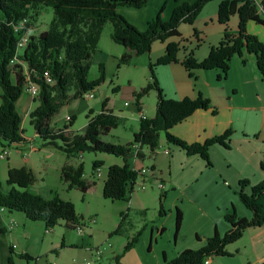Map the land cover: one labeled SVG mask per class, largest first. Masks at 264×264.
<instances>
[{
  "label": "trees",
  "instance_id": "obj_1",
  "mask_svg": "<svg viewBox=\"0 0 264 264\" xmlns=\"http://www.w3.org/2000/svg\"><path fill=\"white\" fill-rule=\"evenodd\" d=\"M149 0H0V87L2 90L0 103V148H13L20 145H31L32 140L26 136V129L22 125V115L16 107L17 101L30 83L38 86L39 93L35 96L38 105L30 113V123L41 137L45 146H55L68 157H75L82 152H100L122 157V165L112 164L108 168L107 179L104 181L102 196L114 201H130L135 187L142 183H152L160 180L155 173L154 166L151 173L141 172V168L131 165L132 159H147L155 156L160 138L165 134L169 143L186 150L190 155H199L211 164L209 151L211 147L220 143L230 147V137L233 130L228 129L203 143H189L175 136L172 127L184 120L198 109L213 108L212 101L199 94L197 97H185L181 100L168 97L160 84L156 69L160 65L180 61L194 78L196 70H219L218 79L229 76L231 62L244 52L253 54L256 65L264 79V43L257 36L249 33L247 24L253 20L264 26V0H222L218 5L217 20L225 26L220 42L210 46L208 54L199 59L194 50H187L183 42L169 40L171 37L182 36L181 25L194 24L204 6L214 0L184 1L174 7L169 20L162 17L163 8L147 22V29L141 31L128 21L118 7L128 6L142 8ZM51 8L53 18L47 28L38 33L31 31L36 25L43 9ZM238 15L237 30L229 27L230 18ZM108 22H112V39L125 47L119 59L118 69L124 64H130L132 59L144 53H150L156 41L166 43L164 54L149 63L150 82L134 93L139 108L142 97L151 90L157 93L156 115L153 118L142 116L139 128L133 134V141L127 144L102 139L117 128L123 118L108 108L109 98L102 104L97 113L90 109L87 115V125L84 132L71 130L74 117L62 128L51 125L55 117L66 104L84 98V93L95 90L105 81V66L100 64L99 76L89 78L91 58L100 42L102 30ZM18 30V31H16ZM198 30L194 36L198 37ZM28 34L29 40L23 49H18V42ZM183 52L182 58L179 55ZM14 62H13V61ZM245 63L246 60L243 59ZM50 79V80H49ZM115 91V88L113 89ZM140 109V108H139ZM146 149H149L148 152ZM100 160H96L92 167L101 168ZM264 171V160L261 163ZM36 172L28 167H12L8 169L7 184L10 189H3L0 183V207L9 212L23 213L31 221L42 222L47 231L54 229L62 221L68 229H75L83 224V228L90 230L84 215H78L75 204L62 198L53 191L50 198L30 191L38 178ZM61 180L69 190L79 189L87 193L92 183L84 176L82 163L76 166L66 163L62 167ZM162 182V181H161ZM238 194L243 204L252 211V217L238 216L234 210L225 215L231 227L224 235L215 231L208 238L205 246L199 249L181 251L175 258L167 259L163 253V264H205L208 258L230 255L227 246L237 242L246 229L258 228L264 225V179L257 184H251L249 179H243L237 185ZM167 192L159 197L160 215H165L164 199ZM129 209V207H128ZM128 211V210H127ZM127 212H121V222L114 231L121 234ZM183 224V215L179 208L176 210L175 237ZM5 228H0V232ZM85 232L81 235H85ZM138 236L132 237L123 248L121 254H115L113 264H122L121 258L131 251ZM62 245L64 244L62 240ZM91 249L89 257L91 264L103 257L95 256L96 249ZM22 259H34L28 253L17 254ZM9 264H15L12 255ZM106 264H112L111 262Z\"/></svg>",
  "mask_w": 264,
  "mask_h": 264
},
{
  "label": "crops",
  "instance_id": "obj_2",
  "mask_svg": "<svg viewBox=\"0 0 264 264\" xmlns=\"http://www.w3.org/2000/svg\"><path fill=\"white\" fill-rule=\"evenodd\" d=\"M249 24H247V29L251 32ZM222 27L223 31L220 30L221 34L224 32V26ZM237 27L238 21L237 26L231 29L237 30ZM221 34L214 40L215 42L221 40ZM211 45L213 46V44ZM209 49L208 47V52ZM151 50L149 60H147L148 66L150 62L164 54L163 49L158 45ZM203 54L205 57L207 51L206 53L203 52ZM196 57L199 59L204 58L199 55H196ZM238 57L241 58L240 56ZM179 58L182 57L179 55ZM238 60L237 58L235 62V58H233L234 67L239 70L240 67L237 66ZM255 62L256 60L253 62L254 66L251 63L248 66H244L240 77L241 80L238 81L236 78L231 81V85L222 84L225 79L217 78L219 70H196L193 78L180 61L171 62L164 66L160 65L156 69V76L168 97L181 100L185 97L195 98L202 94L213 103V108L207 110L198 109L186 120L177 125L175 124L171 132L176 137L191 144L203 143L214 136L222 135L228 129L233 130L232 137H230V147H224L220 143H216L211 147L209 151L211 164H208L199 155L186 153V150L169 143L166 138H160L158 148L161 150L155 151V156L152 158L153 161L151 158L135 159L131 163L137 168L153 164L155 173H158L160 181L165 182L169 190L165 197L164 207L166 208L165 204L170 202L171 208H174L168 210L164 215L168 217L167 222L160 223L157 219L155 220L156 224L151 229V241L154 240V228L157 230L156 237H158V240L159 235L167 229L166 226L168 224L171 225V230L174 228L177 208L180 209L183 215L181 229L177 237H175V234L173 235L174 243L172 242L173 237L169 236L163 249L167 259L175 258L176 255L186 248L199 249L205 246L206 241L214 235L215 231L221 236L224 235L231 227L225 215L232 210L238 216L248 217V219L252 217V211L239 198L237 185L243 179H249L251 184L260 183L264 179V171L261 169V163L264 160V79H262L263 77L257 65L255 67ZM146 78H148L149 83L150 75ZM221 81L222 83H219ZM114 88L116 91L117 88ZM130 91L129 96L135 100L134 92L137 91L136 88L131 86ZM151 92L156 95L157 105V93L154 90H151ZM1 94L2 92L0 93V98ZM79 101L85 100L82 98ZM35 102L37 101L32 95L24 92L17 101L16 107L20 114L22 116L25 114L28 119L32 110L38 105ZM18 103L21 105V110ZM130 104L131 102L126 101L124 105L130 106ZM144 104L142 97L139 109L135 100V110L139 113L137 126H139L142 116L152 118L156 115V105L155 115L153 113L147 116ZM87 107L94 110V108H91L92 106ZM64 108L68 110L66 115L62 116L60 120L56 116L52 119L51 125L57 129L70 122L66 121L68 115H71L72 118L74 117V120L77 118L76 109L69 103L61 108L62 110L58 114ZM59 122H62V125H59ZM70 128L74 131L72 126ZM38 137L39 135L34 132L33 137H30L32 140L31 145L27 146L24 144L10 149L8 159L11 158L12 151H16L14 153H17L22 158L17 164L9 165L7 172L9 167L25 165L32 168L38 176L37 182L32 186L36 184L40 186L32 192L38 193L45 198H50L52 196L51 192L58 188H55L53 182H47L46 178L51 177L52 173H55L61 182L60 177L63 165L70 163L76 166L77 164H73L70 158L61 150L56 149L55 146H45L42 141L39 147V143L37 144ZM166 149H169V154L163 152ZM146 150L148 152L149 149ZM27 152L29 154L25 156ZM139 161H141V164H138ZM115 165L122 164L116 162ZM176 175L178 176L176 177ZM129 209H132V207ZM135 210L143 212L144 209L143 206H140V209ZM127 217H129V210ZM31 222L34 221L27 219L23 213L9 212L8 209L0 207V227L5 228V231L0 232V264H9L11 255L13 259H16L15 257L21 258L17 255L19 252L30 254L28 249L19 247L21 245L17 241L20 240V237L16 238V236L18 228L21 226L25 228ZM171 230H168L169 235H171ZM85 237L83 236V238ZM242 237L243 239H241ZM242 237L240 238L241 240L239 239L237 242L227 246L230 255L214 256L210 264H264V225L258 228L246 229ZM64 243L63 245L61 244V248H74L72 241L68 243L64 240ZM76 251V255H72L71 262L69 261L68 264H87L84 259L90 256V249L88 251V249L78 247ZM42 259L37 257L35 264H46L44 262L40 263ZM106 263L107 261L102 264Z\"/></svg>",
  "mask_w": 264,
  "mask_h": 264
},
{
  "label": "rangeland",
  "instance_id": "obj_3",
  "mask_svg": "<svg viewBox=\"0 0 264 264\" xmlns=\"http://www.w3.org/2000/svg\"><path fill=\"white\" fill-rule=\"evenodd\" d=\"M184 1L193 2L196 0H149L142 8L121 6L118 7V10L119 13H121V15H123L128 21L133 23L134 26H136L139 30L143 31L147 29V22L153 20L154 17L159 13L160 9L163 8L162 17L165 21H167L172 15L174 7L177 4L180 5ZM220 1L222 0L208 2L204 6L200 15L197 17L194 24L184 23L181 25L180 31L182 36L180 38H178V36H174L169 40L185 43V45H187L186 47L188 51L194 50V53L200 57H204L203 52L206 53L207 51L208 54V47L210 48L211 44L215 46V44L217 45L218 42H220H215L214 40H216L218 35L221 34L220 30L223 31L222 26L224 25L219 23L217 20L218 5ZM52 18L53 10L51 8L43 9L42 14L40 15L31 33L35 34L42 29L47 28ZM237 21L238 15L231 17L229 21V27L235 28L237 26ZM248 24L250 25L251 30L249 33L254 34L261 42L264 43V26L255 23L253 20L249 21ZM112 29V22H108L102 30L100 42L98 43V46L91 58L89 78L95 79L99 76L100 64L103 63L106 72L105 81L95 88V90H93L95 97L91 100L84 98L85 101H79L80 99H78L69 103L74 106L78 114L77 118H75L73 121L74 124L72 125V129L74 132H84V127L88 122L87 115L90 111L87 106H92L91 108H94V113H97L101 108V104L107 98H109L108 107L112 108L117 115L122 117L123 122L117 128L115 127L109 134L103 135L102 139L112 142L114 141L117 144H127L132 141L133 134L139 127L137 126L139 113L137 110H135V100L129 96L131 92L130 89L132 86L136 88L137 91H139V89L145 87L148 84V78L146 77H148L150 73L147 60H149L150 54L148 52L144 53L140 55L139 58L137 57L132 59L130 64H124L118 69L119 59L125 51V47L112 39ZM195 29H197L199 32L198 37L194 36ZM222 35L223 34H221V36ZM156 45L162 48L164 53L166 44H164L162 41H156L154 45H152V48L155 49ZM180 56H183L182 51ZM234 58L235 62L237 61V58L239 59V62H237V66L240 67L239 70L234 67L235 62H232L229 76L223 83L222 81L219 83L231 85V81L236 78L238 81H240L243 67L248 66L249 63L253 65L254 60H256L253 54H248L247 52H244V55L241 58L238 56ZM243 59L246 60L245 63H243ZM114 87L117 88L116 91H113ZM1 92L2 90L0 87V93ZM126 101L131 102L130 106L124 105ZM38 102L39 101L35 102V104L37 105ZM143 102L145 103L144 110L146 115L148 116L149 114L153 113L155 115V93L151 91L148 92V94L143 96ZM19 108L21 110L20 104ZM67 112V108H64L60 114L56 115V118L60 120V118L66 115ZM22 119L23 127L26 129V131H24L26 136L33 137L36 130L30 123V119H27L25 114H23ZM59 125H62V122H59ZM164 135L165 134L161 136V139L165 138ZM38 143L40 147L42 144L41 137L37 138V144ZM159 149L160 148L157 150ZM14 152L16 151H12L10 159H8L9 157L6 159L0 158V183L5 190L10 189L9 184H7L6 181L8 176L7 167L9 165L11 166L17 164L22 158ZM96 160L102 161L101 170L93 169L92 164ZM151 160L153 161V159ZM70 161H72L73 164H83L85 179L92 183L88 193H83L79 189L69 190L67 185H65L62 181L60 182L58 176H56L55 173H52L53 175H51V177H47L46 180L47 182H53L55 188H58L53 190L54 193H57L62 198L67 199L75 204V210L77 214L84 215L85 220L88 221L87 226L91 229L86 230L85 232L86 228H83V232H85L84 236H86L83 238V236L75 229H68V227L65 225V221H62L54 229L48 232L45 229L44 224L38 221L27 224L25 228L21 226L17 229L18 234L16 236V238L20 237V240L17 241L21 245L19 247L28 249V252L35 258L27 261L25 259L22 260V258L15 257L16 259H14V262L16 264H28V262L29 264H35L37 257H41L43 259L42 261L40 260V263L44 262L48 264L49 262H52L55 264H68L69 261L71 262L72 255H76V250L78 247L88 249L89 251V249L91 250L96 247L102 248L106 246L107 250L105 253H103V257L98 261L94 260L92 264H102L106 261L107 263L111 262L113 264L115 262L113 256L115 254H121L127 241L137 235L138 239L134 248L122 256L121 263L163 264V249L167 244L169 236L173 237L172 242L174 243L175 239L173 235L175 228H172L171 230V225L168 224L166 228L171 230V235L168 234V230L166 229L162 234L159 235V240L158 237H156L157 230L154 228V240L152 241L151 229L152 226L156 224V219L160 223L167 222L168 220L167 216L160 215L159 213V197L163 191H169L165 182V190L159 188L158 182H152L148 184L147 190L145 191L143 189H139V187L136 186L134 190L135 194L132 195L130 201H114L111 199H106L102 196L103 185L105 179H107L108 167L111 164H116V162L123 164L124 159L122 157H116L112 154L100 152H82L75 157H71ZM134 161L135 159H132L131 163ZM138 164H141V161H139ZM151 165L149 164L147 167H150ZM177 176L178 175H176V177ZM61 183L65 185V187H63ZM37 187H40L39 184L30 186L29 189L30 191H33L35 188L37 189ZM140 206H143V212L135 210L140 209ZM165 206L166 213L168 210L174 209L171 208L170 202H167ZM128 207H132V209H128ZM127 210H129V217L126 218V221L123 224V231L121 234H115L114 231L121 222L120 213H128ZM146 223H148V225H146ZM241 239H243V237ZM62 240L63 242L66 240L68 243L72 241L74 243V248H61Z\"/></svg>",
  "mask_w": 264,
  "mask_h": 264
},
{
  "label": "built area",
  "instance_id": "obj_4",
  "mask_svg": "<svg viewBox=\"0 0 264 264\" xmlns=\"http://www.w3.org/2000/svg\"><path fill=\"white\" fill-rule=\"evenodd\" d=\"M16 31H18V30H16ZM25 40H29V37H28V34H26V35H24V37L18 42V49H23V47H24V41ZM13 61V60H12ZM14 62V61H13ZM50 80V79H49ZM25 92H27L28 94H30V95H32L33 97H35V93H39V90H38V86L36 85V84H33V83H30L28 86H26V88H25ZM83 97L84 98H87V99H92V98H94L95 97V95H94V93H93V91H91V92H86V93H84V95H83ZM70 120H72V116L71 115H68L67 117H66V121H70ZM163 152L164 153H166V154H169L170 153V151H169V149H166V150H163ZM9 154H10V149L9 148H2L1 150H0V158L1 159H6V158H8L9 157ZM29 153L27 152V153H25V156H27ZM98 169H100L101 170V168H98ZM141 172L142 173H145V174H149V173H151L152 171H151V167H141ZM153 182H158V185H159V188L160 189H162V190H165V188H166V186H165V184H164V182H161L160 180H155V181H153ZM147 186H148V183H142L140 186H139V188H141V189H147ZM90 222V221H89ZM76 231L79 233V234H81V233H83V224H79V225H77V227H76ZM48 232V231H47ZM103 253V250L102 249H96V252H95V256H97V258H99V257H101V254ZM100 259V258H99ZM212 261H213V258L211 257V258H208L207 260H206V263L207 264H210V263H212ZM84 262H86L87 264H91V260L90 259H88V258H85L84 259ZM48 264H55V263H52V262H49Z\"/></svg>",
  "mask_w": 264,
  "mask_h": 264
},
{
  "label": "bare ground",
  "instance_id": "obj_5",
  "mask_svg": "<svg viewBox=\"0 0 264 264\" xmlns=\"http://www.w3.org/2000/svg\"><path fill=\"white\" fill-rule=\"evenodd\" d=\"M26 41H27V40L24 41V45H25V42H26ZM37 94H38V93H35V95H37Z\"/></svg>",
  "mask_w": 264,
  "mask_h": 264
},
{
  "label": "clouds",
  "instance_id": "obj_6",
  "mask_svg": "<svg viewBox=\"0 0 264 264\" xmlns=\"http://www.w3.org/2000/svg\"><path fill=\"white\" fill-rule=\"evenodd\" d=\"M25 92V91H24ZM35 98V97H34Z\"/></svg>",
  "mask_w": 264,
  "mask_h": 264
}]
</instances>
